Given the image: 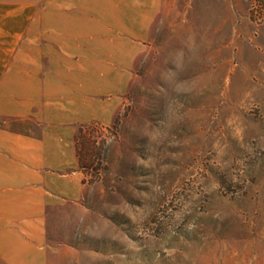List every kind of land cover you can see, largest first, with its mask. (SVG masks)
Returning <instances> with one entry per match:
<instances>
[{
	"label": "rangeland",
	"instance_id": "obj_1",
	"mask_svg": "<svg viewBox=\"0 0 264 264\" xmlns=\"http://www.w3.org/2000/svg\"><path fill=\"white\" fill-rule=\"evenodd\" d=\"M260 9L161 0L127 55L78 57L97 77L75 140L87 190L51 208L49 264H264Z\"/></svg>",
	"mask_w": 264,
	"mask_h": 264
},
{
	"label": "crops",
	"instance_id": "obj_2",
	"mask_svg": "<svg viewBox=\"0 0 264 264\" xmlns=\"http://www.w3.org/2000/svg\"><path fill=\"white\" fill-rule=\"evenodd\" d=\"M160 8L0 0V264H49L51 208L85 197L75 136L96 118L97 77L95 63L78 57L127 55Z\"/></svg>",
	"mask_w": 264,
	"mask_h": 264
},
{
	"label": "trees",
	"instance_id": "obj_3",
	"mask_svg": "<svg viewBox=\"0 0 264 264\" xmlns=\"http://www.w3.org/2000/svg\"><path fill=\"white\" fill-rule=\"evenodd\" d=\"M258 1V5L261 8L260 10H264V0H257ZM254 17V9H251V18ZM75 140H76V136H75Z\"/></svg>",
	"mask_w": 264,
	"mask_h": 264
}]
</instances>
